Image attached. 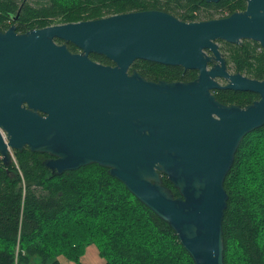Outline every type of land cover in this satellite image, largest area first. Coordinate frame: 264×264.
I'll return each mask as SVG.
<instances>
[{"label": "water", "instance_id": "1", "mask_svg": "<svg viewBox=\"0 0 264 264\" xmlns=\"http://www.w3.org/2000/svg\"><path fill=\"white\" fill-rule=\"evenodd\" d=\"M245 1L244 9L202 20L144 9L23 32L15 24L0 28L3 164L27 146L48 154L43 164L51 173L105 166L169 224L194 264H225L223 181L242 138L264 124V79L228 72L217 43L249 39L264 50V0ZM136 59L196 69L197 76L150 80L129 69ZM212 60L220 64L208 67ZM218 88L258 98L225 104L213 94Z\"/></svg>", "mask_w": 264, "mask_h": 264}, {"label": "trees", "instance_id": "2", "mask_svg": "<svg viewBox=\"0 0 264 264\" xmlns=\"http://www.w3.org/2000/svg\"><path fill=\"white\" fill-rule=\"evenodd\" d=\"M245 5V0H0V28L15 24L23 32L144 9L192 21L224 16V11L229 14ZM222 42L238 71L264 79V50L256 49L258 42ZM67 47L77 48L71 42ZM89 55L112 64L103 55ZM133 68L147 79L185 81L195 75L179 65L144 59H136ZM213 94L224 103L245 104L253 98L250 92L229 89ZM13 155L18 167L5 166L0 157V264H72L62 258L83 264L92 244L101 259L98 264H194L169 224L107 167L90 163L56 174L43 164L46 153L26 146ZM233 160L223 181L228 194L221 225L224 262L264 264V124L242 138ZM162 179L178 195L166 176Z\"/></svg>", "mask_w": 264, "mask_h": 264}, {"label": "flooded vegetation", "instance_id": "3", "mask_svg": "<svg viewBox=\"0 0 264 264\" xmlns=\"http://www.w3.org/2000/svg\"><path fill=\"white\" fill-rule=\"evenodd\" d=\"M225 15H226V13H224ZM245 40H249V39H245ZM219 42H220V40H217V43H218V45H219V49H220V44H219ZM230 43V42H229ZM232 44H234V43H232ZM259 46H261V45H259ZM258 47V46H257ZM261 49H262V47H261ZM260 50V49H259ZM263 50V49H262ZM75 51H78V49L76 48V50ZM220 51H221V49H220ZM208 53H209V55H210V51H207ZM222 52V51H221ZM264 52V51H263ZM258 54V53H257ZM222 56H223V58L225 59V63H226V66H225V69L228 71V72H230V73H234V72H240V71H238L237 70V67L235 66V65H233L232 64V62H231V57H230V54L229 55H227V54H224L223 52H222ZM214 63H216V64H220V61H218V60H212V62H210V63H208V67H211V65H213ZM111 64V63H110ZM191 70H194L195 71V75L193 76V78H195L196 76H197V70L196 69H191ZM240 73H242V72H240ZM242 74H244V75H246L245 73H242ZM246 76H248V75H246ZM250 77V76H249ZM193 78H191V79H193ZM251 78V77H250ZM253 78V77H252ZM159 79H164V80H169V79H166V78H163V77H159V78H157V79H152V78H150V80H154V81H156V80H159ZM222 80L221 81H223L221 84H224V83H226V81L223 79V78H221ZM179 80V79H178ZM190 80V79H189ZM219 80V79H218ZM218 89H224V88H218ZM229 90H233V89H229ZM233 91H237V90H233ZM237 92H245V93H248L249 91H240V90H238ZM250 93H252V95H253V98H252V100L250 101L251 103H252V101L253 100H255V99H257L258 98V94H256V93H253V92H250ZM250 102H247V103H245V104H241V103H238V102H233V103H238V104H240L241 106H243V105H246V104H248V103H250ZM224 103V102H223ZM225 104H232V103H225Z\"/></svg>", "mask_w": 264, "mask_h": 264}, {"label": "rangeland", "instance_id": "4", "mask_svg": "<svg viewBox=\"0 0 264 264\" xmlns=\"http://www.w3.org/2000/svg\"><path fill=\"white\" fill-rule=\"evenodd\" d=\"M244 41V40H243ZM248 42H250L251 44H254L253 42H251L252 40H247ZM219 44H220V49H221V51L224 53V54H227V55H229L228 54V45L227 44H225L224 42H222V41H220L219 42ZM256 49L257 50H259V47H256ZM253 54H255V53H253ZM257 54V53H256ZM222 79H219L218 81L220 82V83H222L223 81H221ZM15 161V159H12V161H11V164L13 163L14 164V166H16V167H18V164H17V162L15 163L14 162ZM88 249H86V251H85V256H86V253L88 252L89 254L86 256V257H84V258H86V259H83L82 261H83V264H98V263H100L101 261V259H100V257L98 256V253H97V248H96V246L94 245V244H92V245H90V247L88 246L87 247ZM96 252V253H95ZM96 256V257H95ZM95 258H97V261L95 260ZM64 261H65V263L66 262H69V263H72V264H75V263H73V262H70V261H68L67 259H64V258H62ZM100 261V262H99Z\"/></svg>", "mask_w": 264, "mask_h": 264}, {"label": "built area", "instance_id": "5", "mask_svg": "<svg viewBox=\"0 0 264 264\" xmlns=\"http://www.w3.org/2000/svg\"><path fill=\"white\" fill-rule=\"evenodd\" d=\"M223 13H226V11H224ZM258 47H259V49L261 50V46H258ZM10 152H11V154H10V155H11V158H12V159H15L14 162L16 163L17 161H16V158H15V155H13L14 152H13V151H10ZM0 157H1V155H0Z\"/></svg>", "mask_w": 264, "mask_h": 264}]
</instances>
